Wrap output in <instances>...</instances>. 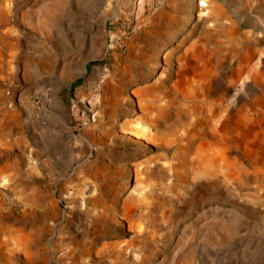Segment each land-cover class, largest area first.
Masks as SVG:
<instances>
[{
  "label": "rangeland",
  "instance_id": "1",
  "mask_svg": "<svg viewBox=\"0 0 264 264\" xmlns=\"http://www.w3.org/2000/svg\"><path fill=\"white\" fill-rule=\"evenodd\" d=\"M0 264H264V0H0Z\"/></svg>",
  "mask_w": 264,
  "mask_h": 264
},
{
  "label": "crops",
  "instance_id": "2",
  "mask_svg": "<svg viewBox=\"0 0 264 264\" xmlns=\"http://www.w3.org/2000/svg\"><path fill=\"white\" fill-rule=\"evenodd\" d=\"M230 111L226 113L225 117L223 118V123L226 126H239V125H247V124H255L259 122V112L260 108L258 107H252L249 108H233L229 109ZM233 129L227 128L226 130V136L228 138L233 137L232 131ZM235 130V129H234ZM237 131V129L235 130ZM245 131V130H242ZM244 133V132H243ZM237 136L240 137V134L237 133ZM242 138V136H241ZM203 146V144L199 145ZM215 154V153H214Z\"/></svg>",
  "mask_w": 264,
  "mask_h": 264
},
{
  "label": "trees",
  "instance_id": "3",
  "mask_svg": "<svg viewBox=\"0 0 264 264\" xmlns=\"http://www.w3.org/2000/svg\"><path fill=\"white\" fill-rule=\"evenodd\" d=\"M104 61L103 60H95V61H91L88 66H87V70H89L90 67L92 66H101V65H104ZM83 79L82 78H79L77 80H75L71 86H70V89L71 90H74L77 86H79L81 83H82Z\"/></svg>",
  "mask_w": 264,
  "mask_h": 264
}]
</instances>
